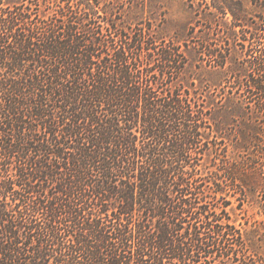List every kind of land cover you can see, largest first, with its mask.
<instances>
[{"label":"trees","instance_id":"obj_1","mask_svg":"<svg viewBox=\"0 0 264 264\" xmlns=\"http://www.w3.org/2000/svg\"><path fill=\"white\" fill-rule=\"evenodd\" d=\"M125 3L0 0V264H264L227 209L264 190V6L206 7L203 44Z\"/></svg>","mask_w":264,"mask_h":264},{"label":"rangeland","instance_id":"obj_2","mask_svg":"<svg viewBox=\"0 0 264 264\" xmlns=\"http://www.w3.org/2000/svg\"><path fill=\"white\" fill-rule=\"evenodd\" d=\"M147 6H138L137 8H128V4L125 3L121 10L123 11V18L129 22H136L139 19L150 20L154 25L156 31L162 36H174L176 39L183 41L188 38L189 30L191 27H195L194 35L195 40L202 41L206 44L207 40L211 44L219 42L220 34L215 22L211 20L208 15H204L206 7L217 4L220 0H146ZM241 3V7L238 3H235L239 9H243L242 16L246 19L245 22L249 24L256 23L259 18L258 14L261 13L264 6V0H238ZM229 21V20H228ZM212 24V25H211ZM212 26L210 33L203 31ZM206 39V41H205ZM241 39L237 40L236 44H223V50L227 52V59L225 67L221 69V77L231 73L235 68L242 65L245 58V49ZM224 43V42H223ZM197 49H193L189 46L187 49V56L191 64L197 62ZM223 71V72H222ZM225 73V74H224ZM205 80L209 78L205 71H201ZM213 82L215 78L213 77ZM264 174V166L262 167ZM236 194V193H235ZM239 196V194H236ZM245 202L241 207L236 206V202H233L227 209L233 220L237 223H241L243 227L250 228L251 224L257 220H264V190L260 186L256 185L247 189L244 194Z\"/></svg>","mask_w":264,"mask_h":264}]
</instances>
